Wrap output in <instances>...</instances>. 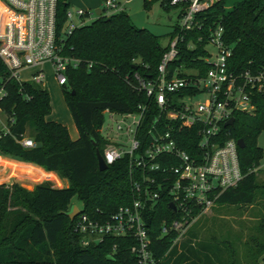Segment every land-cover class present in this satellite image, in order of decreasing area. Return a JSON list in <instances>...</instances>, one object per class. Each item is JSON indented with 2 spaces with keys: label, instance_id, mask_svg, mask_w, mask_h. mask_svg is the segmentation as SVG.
I'll list each match as a JSON object with an SVG mask.
<instances>
[{
  "label": "trees",
  "instance_id": "1",
  "mask_svg": "<svg viewBox=\"0 0 264 264\" xmlns=\"http://www.w3.org/2000/svg\"><path fill=\"white\" fill-rule=\"evenodd\" d=\"M223 2L214 3L200 15L201 27L184 39L191 36L195 40L200 35L202 40L191 50L180 44L174 65L183 64L203 72L206 64L198 57L204 55L202 46L207 29L220 26L222 40L230 49L227 59L230 70L264 69V0H235L229 9ZM160 3L166 9L171 8L164 0ZM67 8V0H55V43L62 55L77 60L76 67L65 70L66 83L60 86L76 138L71 139L61 123L47 119L50 101L45 87L30 80L17 82L0 60L3 122L14 137L25 136L34 143L33 147H23L11 136L2 135L0 155L36 165L67 181L60 188L41 181L31 190L16 183L0 184V264H137L122 238L106 237L100 243L80 246L67 212L73 197L91 217L104 218L117 206L130 202L126 159L107 165L103 171L97 170L95 151L101 153L104 146L99 128L104 110L133 112L146 102L144 94L132 89L125 77L130 78L133 72L152 74L164 47L156 35L135 27L122 10L99 14L64 36ZM175 31L174 27L169 36ZM155 113V107L150 105L144 112L145 119L149 120ZM263 128L264 96L255 95L254 110L248 114L235 113L232 125L225 128L229 136L244 143L242 148L237 147L242 179L235 187L219 193L216 203H252L256 187L253 169L261 158L255 138ZM179 134L180 147L192 154L197 140L194 131L181 129ZM0 162L13 170L11 176H16L14 170H21L19 164L8 159L0 158ZM32 169L27 167L25 171ZM168 201L166 189H161L146 219L150 246L154 257L162 259L161 264L163 258L165 263L169 260L171 240L175 236L174 232L160 235L161 221L174 217ZM181 245L192 249L186 241ZM204 248V252L193 250L200 264L224 263L220 245ZM258 249L264 251V239ZM109 253L111 260L105 258ZM186 253L182 252L177 260H187ZM261 260L264 262V256ZM185 264L196 263L191 260Z\"/></svg>",
  "mask_w": 264,
  "mask_h": 264
},
{
  "label": "built area",
  "instance_id": "2",
  "mask_svg": "<svg viewBox=\"0 0 264 264\" xmlns=\"http://www.w3.org/2000/svg\"><path fill=\"white\" fill-rule=\"evenodd\" d=\"M164 1L177 10L176 31L168 37L152 74L133 72L130 78L125 77L132 89L144 94L146 102L133 112L104 110L99 128L104 140L100 154L105 165L127 161L132 198L104 218L91 217L80 208L71 220L80 246L100 243L106 237L122 238L137 264H161L162 259L153 255L146 227L147 212L158 200L161 189L167 191L168 209L174 217L161 221L160 235L174 232L172 246L191 222L216 203L219 193L239 183L242 173L236 140L225 129L230 125L223 123L233 119L235 113H251L255 95L264 96V69L234 72L228 68L230 49L222 40L220 26L207 29L204 55L198 57L206 64L203 72L174 65L180 44L191 50L202 40L200 35L195 40L184 37L199 30L200 15L220 0ZM122 8L115 0H103L101 14ZM89 15L88 10L67 8L63 35L84 24ZM54 19L55 0H0V60L17 82L30 80L42 85L40 68L27 79H22L19 72L48 63L55 82L61 86L66 83L67 67H76L77 60L62 55L55 43ZM150 105L156 113L147 120L144 112ZM181 129L195 133L192 154L179 145ZM2 135L11 136L23 147L34 146L25 136L14 137L4 122L0 124ZM111 250H115V244Z\"/></svg>",
  "mask_w": 264,
  "mask_h": 264
},
{
  "label": "rangeland",
  "instance_id": "3",
  "mask_svg": "<svg viewBox=\"0 0 264 264\" xmlns=\"http://www.w3.org/2000/svg\"><path fill=\"white\" fill-rule=\"evenodd\" d=\"M102 1L67 0L68 9L70 10L81 8L89 11L90 15L84 19L86 23L101 14ZM115 1L122 4V11L135 27L148 30L158 37L159 44L162 47L166 46L168 37L177 21L178 13L176 9L162 7L161 0ZM234 1L224 0L223 5L226 9H229ZM1 21H3V17ZM36 68L41 69L43 75L42 85L49 95L50 114L48 119L64 125L69 137L75 138L76 130L63 102L60 92L61 87L54 80L51 66L48 63H42L38 67H29L21 70L19 76L22 79H27ZM196 98L200 99V96H196ZM104 119H106V114H104ZM1 123H3V116L0 113ZM255 143L261 149V158L258 166L253 170L256 187L253 191L252 203H215L207 212L199 215L190 223L178 242L171 246V254L178 250L182 241L189 243L192 250L198 248V251L203 246L217 244L223 249L222 258L226 264H264L261 260L262 256H264V251L258 249L264 239V128L257 134ZM12 172L13 170L10 167H6L4 172H0V181H5L2 183L6 185L16 183L27 190H31L34 183H38L41 179L47 177L53 180L52 176L40 173L41 177L35 176L27 182L28 177L23 174L24 172L14 170V173L17 174L16 176H11ZM30 174L33 175L35 173L31 172ZM57 177L59 183L49 181L52 186L61 187L63 183L67 185V181L64 178ZM72 205H75L78 209L81 208V203L76 197L71 198L70 206ZM164 263L163 258L162 264Z\"/></svg>",
  "mask_w": 264,
  "mask_h": 264
},
{
  "label": "crops",
  "instance_id": "4",
  "mask_svg": "<svg viewBox=\"0 0 264 264\" xmlns=\"http://www.w3.org/2000/svg\"><path fill=\"white\" fill-rule=\"evenodd\" d=\"M47 119H48V116H47ZM76 136H77V133H76ZM76 136H75V138H76ZM71 139H74V138H71ZM0 158H5V157L0 155ZM5 159H8L9 161L15 162V163H17V164H19L21 166L20 167L21 171L24 172L23 174L26 177H28L27 182H29L31 180V178L33 179L35 176H40L41 177V174H46V175L52 176L53 180L46 177L45 179H41L40 181H38V183L41 182V181H51V182L55 181V182L59 183V179H58V177L56 176V174L54 172L44 171L42 168H40V167H38L36 165L30 164V163L17 161V160L11 159V158H5ZM27 167H33V169L30 172H27V171H25L27 169ZM0 168L3 169V172H4L6 167L4 166L3 163L0 162ZM31 172H34L35 174L31 175L30 174ZM35 184H37V183H34V185ZM64 186H66V183H63V185H61V187H64ZM52 187H54V186H52ZM56 188H60V187H56ZM204 247H201V249H200L202 252L205 251ZM182 252H187L186 255L188 256V259L187 260H183L182 262H179V259L177 260V258L179 257V255ZM194 256L195 255H194V252H193L192 249L191 250H187L185 246L180 245L178 250L176 252L172 253L171 258L165 264H183V263L185 264V263H188L191 260L194 263H196V264H200L199 260L197 258H195ZM223 264H226L225 261H224Z\"/></svg>",
  "mask_w": 264,
  "mask_h": 264
},
{
  "label": "water",
  "instance_id": "5",
  "mask_svg": "<svg viewBox=\"0 0 264 264\" xmlns=\"http://www.w3.org/2000/svg\"><path fill=\"white\" fill-rule=\"evenodd\" d=\"M233 123V119L229 118L227 119L223 125L227 126V125H232ZM236 144L237 147L242 148L244 146V143L241 139H237L236 140ZM95 157H96V167L98 171H103L106 168V165L101 157V154L99 153V151H95ZM169 206L173 209V204L170 203ZM78 213V208L75 205L70 206L69 211L67 212V217L69 219V221H71L73 219V217ZM107 260H111L112 256L111 255H106L105 257Z\"/></svg>",
  "mask_w": 264,
  "mask_h": 264
}]
</instances>
